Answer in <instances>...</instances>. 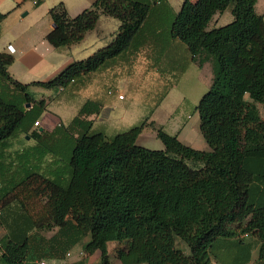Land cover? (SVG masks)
Here are the masks:
<instances>
[{
    "label": "trees",
    "instance_id": "16d2710c",
    "mask_svg": "<svg viewBox=\"0 0 264 264\" xmlns=\"http://www.w3.org/2000/svg\"><path fill=\"white\" fill-rule=\"evenodd\" d=\"M162 3L166 0H95L70 18L59 2L48 11L55 27L46 40L54 49L79 43L101 15L116 19L119 26L106 46L70 63L49 81L32 84L63 90L105 68L134 48L151 5ZM255 3L184 0L170 19L171 37L187 47L198 66L211 64V85L196 106L208 151L186 146L160 128L155 132L162 149L140 146L136 141L144 123L106 138L81 119L86 103L66 128L70 136L63 146L43 147V139L55 136L32 128L45 111V101L35 100L28 85L12 79L7 68L14 59L0 52V150L8 140L28 136L39 145L33 149L45 151L38 157L61 154L69 173L63 186L46 185L40 191H45V202L30 225H6L0 200V225L7 230L0 239V264L27 259L30 231L69 225L80 238L89 237L83 252H98L97 264H111L110 242L122 245L115 251L120 264H211V259L222 264L216 252L242 244L239 234L255 238L257 263H264V121L255 106L264 103V23ZM227 8L232 20L208 29L213 16ZM5 16L0 13V23ZM15 171L35 173L24 157ZM244 222L237 232L234 228ZM177 239L188 254L177 248ZM244 246L251 252L250 244Z\"/></svg>",
    "mask_w": 264,
    "mask_h": 264
},
{
    "label": "crops",
    "instance_id": "0c3cea01",
    "mask_svg": "<svg viewBox=\"0 0 264 264\" xmlns=\"http://www.w3.org/2000/svg\"><path fill=\"white\" fill-rule=\"evenodd\" d=\"M24 1L0 0V5L4 3L22 5ZM94 1L78 0L76 4L78 8L75 11H78V14L81 13L88 9ZM141 1L148 2L149 0ZM183 1L166 0V4H152L151 14L143 26L140 37L134 42L133 49L110 62L105 68L84 76L79 82L63 90H47L34 86L32 83L49 81L67 65L74 62L67 57L68 52L75 45L85 42L87 38H98L106 46L116 33L119 22L112 17L101 15L95 28L88 31L79 43L54 49L46 40V35L53 29L52 20L49 30L43 34V39L47 44L35 45L30 42L31 38L17 32L12 33L16 38L14 45L8 40L2 41L4 37L2 23L9 13L5 14V19L0 23V43H2L0 52L9 54L14 59L7 68L12 79L23 85H28L27 91L35 100L43 99L45 101V111L40 116L38 125L32 128L48 136H55L54 139L48 137L43 139V147H50L53 144L58 147L63 146L64 141L68 140L70 136V132L66 128L86 103L87 112L81 116V119L92 122L91 130L102 133L106 138L110 137L107 134L108 131L118 124L137 126L144 123L145 127L136 141L140 146H143L142 143L151 134L156 137L155 129L160 128L169 135L177 136L178 140L186 146L200 151L209 150L206 142L203 141L204 139L202 140L196 135L191 138V135L186 132L187 123L184 124L177 119L173 110L165 108V111H162L163 103L172 89L182 82L187 81L192 85V79L198 78L199 74H204L208 82L210 81V85L212 82L211 64L205 62L202 66H198L192 60L187 47L180 40L174 39L170 35V19L173 14L180 10ZM191 1L194 2L195 0ZM33 2L35 4L36 0ZM65 8L70 17V6L66 4ZM254 9L258 15L262 16L264 23V0H256ZM2 12L4 11L0 10V13ZM229 16H231L230 8L221 14L214 15L208 29L225 25L222 23L229 21ZM7 46L12 48L8 49ZM40 64H43V67L36 80L28 82V80L20 78L30 76L32 70L35 72L40 69H35ZM138 70H142L140 76L136 75ZM150 74L153 76L149 77ZM136 76L139 77L136 78ZM147 80V87L149 88L143 86ZM148 89L158 92L156 103L149 109L145 101L140 102V105L137 106L138 111L132 112L135 104L134 99H136L134 95L139 93L146 97L148 96ZM109 90L113 92L109 94ZM125 90L133 93L130 96L128 93L125 95ZM118 95H122L123 98L119 99ZM77 97L81 98L82 101L71 107L69 105L64 106V104H71ZM29 107L25 105L26 109ZM147 131H150V134L146 133ZM37 146L39 147L36 140L20 135L8 140L5 148L0 150V200L3 203L2 215L5 224L8 226L32 224L35 214L45 202L46 194H43L45 191L42 193L40 191L46 185L63 186L68 180V164L64 157H61V154L55 156L47 153L38 157L39 153L42 154L45 151L33 149ZM22 157L30 162L35 173H16L17 163ZM37 161L39 162L37 163ZM32 163H36L35 167L32 166ZM22 181H24V185H22ZM6 232L7 230L0 225V239L6 235ZM29 239L31 250L22 264H36L38 261L47 264L46 259L60 260L62 264H97L99 261L98 252L92 255H86L83 252L89 237L80 238L72 225L62 229L53 227L49 230H33L29 232ZM243 241L250 244L248 240ZM258 246L257 242V251ZM251 263L250 257L247 264Z\"/></svg>",
    "mask_w": 264,
    "mask_h": 264
},
{
    "label": "rangeland",
    "instance_id": "374dc122",
    "mask_svg": "<svg viewBox=\"0 0 264 264\" xmlns=\"http://www.w3.org/2000/svg\"><path fill=\"white\" fill-rule=\"evenodd\" d=\"M59 2H63L65 5L68 4L70 6V17L76 16L78 14L77 10V2L78 0H42L39 3L34 4L33 0H25L22 5H16L14 3H4L0 5V10L4 11L3 14L9 13L8 17L2 23V28L4 32V37L2 41L8 40V42L14 45V41L16 40L15 36L12 34L13 32L21 33L23 36L27 38H31V41L35 45H41L42 43L47 42L43 39L44 32L49 30V25L51 24L50 16L48 15V11L50 8L58 4ZM230 19L227 22H230ZM222 23V24H226ZM107 44V43H106ZM105 44L98 38H87L85 42L80 45H75L67 54V57L73 61H79L82 59L87 58L88 56L92 55L96 50L102 48ZM11 46H7L9 49ZM12 48V47H11ZM2 49V43H0V50ZM43 64H40L35 72L32 70L31 75L28 77H20L22 79L28 80V82H32L36 80L37 76L42 71ZM34 69V70H35ZM138 69V67H137ZM34 72V73H33ZM136 75L140 76L142 74V70H138ZM139 76H136L138 78ZM153 76L152 74L149 75ZM192 85L189 82L184 81L179 86L174 87L170 92L169 96L163 103V112L165 108L171 109L174 111V116L179 119L184 124L187 123V133L191 135L193 138L194 135L200 137L203 140L200 130H199V116L196 111V106L199 103L200 98L208 91L210 86V81L208 82L207 77L204 74H199V77L196 79H192ZM145 88L148 86V80L143 84ZM149 88V87H147ZM149 90V89H148ZM150 91V90H149ZM148 91V96L144 97L142 94H135L136 97L135 104L132 108V112H137V106L140 105V102L145 101L148 106L147 108H152L153 105L157 101L156 94L158 92L155 91ZM130 96L133 92L125 90V95ZM145 98V99H144ZM82 99L77 97L75 98L71 104H64V106L69 105L74 106L81 102ZM260 118L264 121V103L263 104H256L255 105ZM133 114V113H132ZM165 115V114H164ZM167 116V114H166ZM123 126V127H121ZM134 125H122L118 124L117 126H113V129L108 131V135L110 137L119 134L125 131L127 128H130ZM146 133L150 134V131ZM109 137V138H110ZM204 141V140H203ZM144 147L151 149V150H159L158 148L162 149L161 142L151 134L149 138L142 143ZM246 222L236 226L234 229L239 232L241 231L242 227H244ZM239 239L248 240L251 246V252L248 250L247 246H244V242L239 244L237 247H230L229 245H225L224 252H216V260H218L222 264H242L248 259V255H251L252 263H257V241L252 237L251 234L243 235L239 234ZM119 245L114 242H110L107 245L108 248V255L111 264H120L115 257V251ZM176 246L180 250L184 251L186 254L189 253L188 248L185 246L183 242L180 240H176ZM59 263L62 264V261H51L46 259L47 264L52 263ZM212 264H218L214 259H211ZM93 264V263H92ZM264 264V263H263Z\"/></svg>",
    "mask_w": 264,
    "mask_h": 264
},
{
    "label": "built area",
    "instance_id": "2783aa9c",
    "mask_svg": "<svg viewBox=\"0 0 264 264\" xmlns=\"http://www.w3.org/2000/svg\"><path fill=\"white\" fill-rule=\"evenodd\" d=\"M113 91L112 90H109V94H111ZM118 98L119 99H122L123 98V96L122 95H118ZM38 125V122H36L35 124H34V126H37ZM36 264H45L43 261H38Z\"/></svg>",
    "mask_w": 264,
    "mask_h": 264
},
{
    "label": "water",
    "instance_id": "95a60500",
    "mask_svg": "<svg viewBox=\"0 0 264 264\" xmlns=\"http://www.w3.org/2000/svg\"><path fill=\"white\" fill-rule=\"evenodd\" d=\"M55 26H54V24L52 25V28H54ZM29 105H27V107H28Z\"/></svg>",
    "mask_w": 264,
    "mask_h": 264
}]
</instances>
